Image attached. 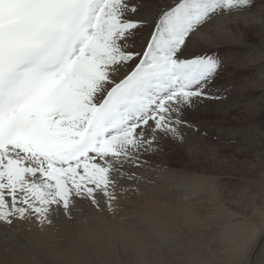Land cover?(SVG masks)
Masks as SVG:
<instances>
[{
  "label": "snow or ice",
  "instance_id": "1",
  "mask_svg": "<svg viewBox=\"0 0 264 264\" xmlns=\"http://www.w3.org/2000/svg\"><path fill=\"white\" fill-rule=\"evenodd\" d=\"M254 5L0 0L4 264H15L20 252L35 256L18 237L17 221L52 224L61 214L83 215L86 206L112 213L121 195L141 193L142 175L131 169L146 167L145 157L168 140L183 144L185 129L196 127L186 117L198 105L226 99L228 89L214 87L224 61L201 49L197 35L250 16ZM237 251L250 252L246 264H259L264 236L237 242Z\"/></svg>",
  "mask_w": 264,
  "mask_h": 264
},
{
  "label": "bare ground",
  "instance_id": "2",
  "mask_svg": "<svg viewBox=\"0 0 264 264\" xmlns=\"http://www.w3.org/2000/svg\"><path fill=\"white\" fill-rule=\"evenodd\" d=\"M157 2L159 0H144L145 9H153ZM262 7L245 18L230 17L223 22V26L204 29L196 37L202 49L236 39L237 43L240 40L248 44L251 33L254 35L258 42L249 44L246 56L247 59L251 57V62L247 63L253 67L255 74L247 85L240 86L236 96L240 101L246 99L250 88H254L260 91L255 100L264 103ZM257 136L253 144L262 142L264 131L260 129ZM187 153L192 160L191 166L199 173H183L158 164L159 161L154 163L151 155L147 157L151 161L146 167L131 169L142 175L141 193L129 191L123 194L124 198L121 195L115 212H99L91 207L90 211L83 209V215L74 213L72 219L63 214L59 218L52 217V224L40 225L34 218L17 221L18 237L35 256L17 253L19 258L15 264H81L82 259H87L86 264H246L250 252L239 254L237 242L249 236H264V200L257 199L262 194L259 196L256 190L250 193L243 189L237 194L243 196L242 199L235 200L231 195L233 193L222 188L221 179L213 174L215 156L210 159L204 157L200 163L194 159L191 150ZM159 156L160 161L171 162L164 154V148ZM182 162L180 159L179 165L184 166L185 162ZM205 174H210V178L205 179ZM182 184L186 187L180 191ZM130 188H135V184H130ZM128 196L139 201L138 210L130 220H126L124 211L120 210L131 208L132 205L127 204ZM83 203L89 204L88 201ZM202 207H208L212 212L202 213ZM254 216L260 224L253 223ZM162 236L169 242L162 245ZM0 264H4L2 251ZM259 264H264V260Z\"/></svg>",
  "mask_w": 264,
  "mask_h": 264
},
{
  "label": "rangeland",
  "instance_id": "3",
  "mask_svg": "<svg viewBox=\"0 0 264 264\" xmlns=\"http://www.w3.org/2000/svg\"><path fill=\"white\" fill-rule=\"evenodd\" d=\"M260 6H262L261 0H255V5L251 9V12ZM236 41L237 39L232 42H222L220 43L221 45L216 44L212 48L209 46L202 48L205 51L218 53L224 61V69L217 76L214 87L220 89L227 88L228 93H224L226 99L216 102L207 100V102L205 101L198 105L195 110L189 112L186 119L195 124L197 131L194 129H185L186 138L183 144H177L168 140L162 145L164 154L170 158L171 162L164 163L165 161H160V151L151 155V158L153 157L152 162L155 161L154 163L159 161L158 164L179 170L183 173H199V170L191 166L192 160L188 156V150H191L193 157H195L194 159L200 163L204 161V157L210 159L212 156H215V158L213 157L215 159L213 174L219 180L221 179L220 186L222 188H226L229 193H233L230 194L237 201L243 197L237 195L241 192L240 190L247 189L250 193L256 190L259 196L262 194L257 199L263 201L264 136L262 142L257 144H253V142L257 141L259 130L262 129L264 131V111H262L264 110V103L255 100L260 95V91L254 88H250L251 90L249 89L247 91L246 99L240 101L236 97L240 92V86L247 85L249 83L248 81L253 79L251 76L255 74L254 69H252L253 67L249 66L250 63H247V61L251 62L249 60L251 57L247 59L246 54L250 48L249 44L257 43L258 41L254 39L252 33L250 38H248V44L246 42L241 43L243 41L240 40L238 41L239 43ZM225 102L232 105H228ZM147 157L145 159L151 161ZM180 159L183 160L182 163L185 162L184 166L179 165ZM207 162L210 163L211 161ZM205 175L207 176H205V179H208L210 176V174ZM122 198H124L123 195ZM137 201L132 196L127 197V204H131L132 206L131 208L126 207L127 211H122L126 220H130L131 216L138 210L136 208L139 206ZM84 204L86 205V203ZM84 209L90 211L91 207L87 208L86 206ZM200 211L202 213L203 211L211 213L212 209L202 207ZM252 221L253 223L260 224V220L256 216L253 217ZM80 262L81 264H86L87 259H82Z\"/></svg>",
  "mask_w": 264,
  "mask_h": 264
}]
</instances>
